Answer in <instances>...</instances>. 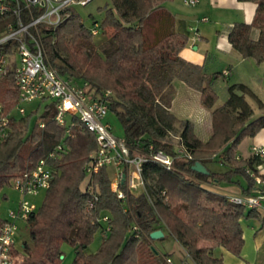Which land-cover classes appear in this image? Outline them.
<instances>
[{
	"label": "trees",
	"instance_id": "1",
	"mask_svg": "<svg viewBox=\"0 0 264 264\" xmlns=\"http://www.w3.org/2000/svg\"><path fill=\"white\" fill-rule=\"evenodd\" d=\"M164 1L111 0L102 20L94 19L89 27L73 6H67L57 25L39 26L38 33L46 61L60 76L87 82L94 93L110 91L108 106L122 123L130 155L144 158L140 191L120 181L124 197H119L111 188L106 165L88 175L84 167L97 150L95 136L75 116L67 132L54 118V99L40 112L25 109L17 117L16 108L8 109L18 102L13 69L0 74V118L7 119L6 136L0 141V190L13 185L40 158L52 170L42 204L24 221L29 238L22 241L20 251L14 248L15 255L23 256L21 264H60L64 242L74 250L71 264H173L167 261L171 253L154 246L150 237L154 229L163 231L161 238L172 236L194 264H227L213 249L222 246L240 255L243 219L254 217L264 226L258 208L212 188L239 182L236 176L242 175L243 193L248 194L257 187L255 175L264 180L258 169L264 158L238 154L241 139L264 128V114L252 117L247 96L260 107L264 103L238 81L228 85L227 98L215 105L218 94L213 83L227 75L224 70L208 71L205 63L180 54L189 29H179ZM239 1L254 2L255 13L250 22L234 21L229 26L228 41L242 57L261 63L264 0ZM13 21L12 14H0V36ZM96 23L98 32L93 34ZM16 45L13 39L0 44V54L15 52ZM175 79L197 89L201 104L210 110L212 131L206 140L197 136L189 118L171 111ZM156 151L170 157L169 166L153 158ZM196 161L208 172L193 169ZM218 162L226 168L222 170ZM5 218L0 216V228ZM97 232L100 243L88 251Z\"/></svg>",
	"mask_w": 264,
	"mask_h": 264
},
{
	"label": "built area",
	"instance_id": "2",
	"mask_svg": "<svg viewBox=\"0 0 264 264\" xmlns=\"http://www.w3.org/2000/svg\"><path fill=\"white\" fill-rule=\"evenodd\" d=\"M90 0H0V14L10 13L13 22L7 24L6 31L0 36V44L16 40L15 57L10 54H0V74L13 69L15 84L18 88L16 107L20 113L25 112L22 102L44 97L56 101L55 120L66 126L69 132L72 119L67 121V115L75 116L91 131L97 142V150L85 165L88 175L100 167L112 164L115 174L111 179V188L119 197H124L119 182L126 183L130 190L143 187L142 162L140 155L131 156L124 136H116L109 121L105 120L109 110L107 95L109 90L94 93L88 90L87 82L68 81L58 74L53 66L46 61V56L39 39V26H55L63 18V10L74 4H86ZM199 0H185L186 4H194ZM203 17L202 20H206ZM92 33L98 32V24L92 27ZM225 74L227 72H224ZM5 116L0 118V141L6 136ZM252 154L264 158V146L253 144ZM49 155H53L52 152ZM153 158L167 166L171 159L162 151H156ZM52 170L45 158H40L30 169L25 170L14 179L13 187L19 193L17 204L10 207L3 225L0 228V264H12L15 253V238L19 223L36 209V203L30 196L50 186ZM257 187L251 193L232 194L230 199L249 207L264 209V180L255 175ZM106 219V216H104ZM167 261L172 263L171 258Z\"/></svg>",
	"mask_w": 264,
	"mask_h": 264
},
{
	"label": "rangeland",
	"instance_id": "3",
	"mask_svg": "<svg viewBox=\"0 0 264 264\" xmlns=\"http://www.w3.org/2000/svg\"><path fill=\"white\" fill-rule=\"evenodd\" d=\"M184 1L185 0H167L165 2V5L169 10L178 14L186 20L190 32L187 45L190 46L194 41V45L196 46L195 48H193L194 50L192 52L203 53L205 49L213 52L208 58H206L207 70H221L228 64H233L230 75H227L226 77L220 76L213 83V87L218 94V99L215 105H219L225 101L228 96V85L238 81L248 84L249 87L264 102V84L261 81L264 70V61H262L261 63H256L253 59L248 58L245 60V62L238 63L234 55H224V53L221 51V53H219L216 48L218 41H220L219 38L221 37L219 32H222L224 30V26H226L223 25V23H227L230 19L233 18V15L230 13V11L228 12L225 10H214L213 12L210 10V4L208 0H199L194 4H186ZM106 4L111 5V0H91L86 4H74L73 7L79 13L84 24L89 27L93 24L94 19L98 21L102 20L104 16V6ZM203 15L207 18L204 21L200 19V17ZM197 28L204 35L203 38L198 36V34L196 33ZM197 45L199 46L198 49ZM14 51L16 52V49H14ZM233 51L234 53H237L235 49ZM15 52L10 53V58L15 57L16 59H18L17 55H15ZM179 80L180 79L173 80L174 96L172 98V101L174 97L176 98L174 103V110L180 116L188 117L193 121V123L197 125L199 122V118L206 119L205 116L208 115L209 109L200 104V102L196 98L197 96H191L189 100L186 99V96L184 95V87L187 86L182 87V82L180 83ZM191 90L195 91L197 95V89L193 88ZM247 100L253 108L252 117L264 114V106L260 107L257 104L256 100L249 95L247 96ZM51 101L52 98L49 97L44 99L37 98L31 101L22 102L21 105H23L27 111L31 109H37V112H40L43 109L44 103ZM11 107H13L14 109L16 108L15 114L17 117H19L20 113L18 112L16 104L13 106H9L8 109ZM184 109L188 110L189 113H182V110ZM66 118L67 121H70L71 116L67 115ZM105 120L109 121L112 127V131L116 136H123L122 123L114 111L109 109L107 111ZM250 140V136L245 137L240 142L238 149H241V151L244 153H248V144ZM219 167L222 170L226 168L225 165H219ZM107 168L110 171L111 176L113 177L115 174L114 166L112 164H108ZM140 190L141 187L137 189V191ZM44 196L45 191L42 190L37 195L30 196V198L36 203V206L39 207L43 202ZM18 200L19 193L13 187V185L9 184L4 186L0 190V216L6 217L8 209L17 204ZM253 219L254 217L244 218L242 223L244 224L249 220L252 221ZM28 238V229L25 223L21 221L19 223V229L15 238V248L20 251L22 248V241ZM99 243L100 236L97 232L94 240L88 245L87 250L95 251ZM153 244L161 252L171 253L174 264H194L190 258H187L185 256L184 249L181 247V245L170 235H166L164 238L154 239ZM61 250L64 254V257L60 259V264H71L74 256V250L72 246L64 242L61 245ZM213 254L219 257L224 256L226 258L224 260H228V264H244L241 253L240 255H236L232 252H229L222 246H216L213 249ZM22 258V254L15 255L12 264H21Z\"/></svg>",
	"mask_w": 264,
	"mask_h": 264
},
{
	"label": "crops",
	"instance_id": "4",
	"mask_svg": "<svg viewBox=\"0 0 264 264\" xmlns=\"http://www.w3.org/2000/svg\"><path fill=\"white\" fill-rule=\"evenodd\" d=\"M166 1L167 0L164 1V5H165ZM208 2L210 4V10L211 11L214 12V10L215 11L225 10L228 12L230 11V13L233 15L232 19H230L227 23H225V22L223 23V25H226V26H224V30L222 32H219L221 37L219 38L220 41H218V44L216 46L218 52L219 53L223 52L224 55H227V54L234 55L238 63L245 62V60L248 58L242 57L238 51H237V53H234V51H233L234 49L228 41L227 32H228L229 26L234 21L250 22L253 19L255 9H256V4L252 1H239V0H208ZM172 13H174V12H172ZM174 15L178 19L179 29H183L184 27L188 28L187 22L183 17L179 16L176 13H174ZM203 17H206V16L203 15L200 17V19L202 20ZM196 33L198 34V36H200L202 38L204 37V35L199 31L198 28L196 30ZM189 34H190V32L188 31V38H189ZM257 35H258V30L256 28L252 29L251 36L255 38V37H257ZM187 43H188V39H187L186 44L182 48L180 54L184 58H186L187 60H190L192 62L199 63V64H201V63L206 64V58H208L213 52L206 50V49L203 53L192 52L194 50L193 48L196 47L194 45L195 42L193 41L190 46L187 45ZM198 47L199 46L197 45V49H198ZM232 68H233V64L230 63L227 66L223 67L221 70H224V72H227L226 75H230ZM208 71H215V70H208ZM263 73H264V70H263ZM262 77H263V75H262ZM262 77H261V81L263 82ZM179 81H180V83L182 82L181 83L182 87L187 86V87H184V89H185L184 95L186 96L185 98L189 100V98L191 96H195V97L197 96L196 98L201 104L200 92L198 91V93L196 95L195 91L191 90L193 88L188 86L183 81H181V80H179ZM184 84H186V85H184ZM175 100H176V98L174 97L173 101L171 102V106H170L171 111L174 112L180 118H188L186 116H180L178 113H176V111L174 110L175 109V107H174ZM262 102H263V100H262ZM182 113H189V112H188V110L184 109V110H182ZM205 118L206 119L199 118V122L197 125L195 123H193L195 133L197 134V136H199L203 140H206L210 136L211 131H212L210 110L208 112V115L205 116ZM245 137H247V136H245ZM250 137H251V140L248 144V153H244L241 151V149L240 150L238 149V154L240 156L248 157V156L252 155L251 146L253 144L264 146V128H262L255 135L250 136ZM244 138H242L241 141ZM240 142H239V144H240ZM239 144H238V146H239ZM217 164L221 165L220 162H218ZM258 169H259V172H264V164L259 166ZM236 178L239 179V182L220 183L217 185H213L212 188L215 189L216 191L224 193L226 195L241 194V193H243V186L246 185V180L244 179V177L242 175H238V176H236ZM259 211L261 214H264V209L261 208V209H259ZM242 225H243L244 244H243V247L241 249V257L244 260V264H264V226H261L260 221L256 218H254L252 221L249 220L248 222H246L244 224L242 223ZM163 235H164V233H163ZM170 257H171L172 263L174 264L173 257L172 256H170ZM222 258L226 259L224 256ZM225 262L228 264V260H226Z\"/></svg>",
	"mask_w": 264,
	"mask_h": 264
},
{
	"label": "water",
	"instance_id": "5",
	"mask_svg": "<svg viewBox=\"0 0 264 264\" xmlns=\"http://www.w3.org/2000/svg\"><path fill=\"white\" fill-rule=\"evenodd\" d=\"M192 168L200 171L202 173H207L208 170L206 169V167L199 161H196L193 165ZM163 236V231L161 229H154L150 232V237L152 239H158L161 238ZM60 257H63V255H60Z\"/></svg>",
	"mask_w": 264,
	"mask_h": 264
}]
</instances>
